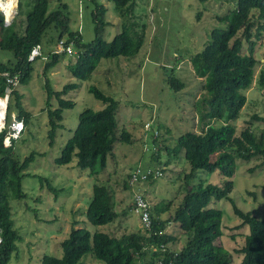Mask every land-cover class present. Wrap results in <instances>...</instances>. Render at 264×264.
Here are the masks:
<instances>
[{"label":"rangeland","instance_id":"obj_1","mask_svg":"<svg viewBox=\"0 0 264 264\" xmlns=\"http://www.w3.org/2000/svg\"><path fill=\"white\" fill-rule=\"evenodd\" d=\"M96 1L106 7L105 19L108 24L104 39L109 41L116 33L126 30L141 47L131 58L119 56L101 59L91 77L79 81L69 69L74 58L68 54L59 53L61 55L57 64L44 76L40 74L45 58L59 52L58 32L54 26H50L43 34L39 55L34 57L36 60L33 62L30 80L27 84L17 85L18 91L23 95L22 105L29 113V121L20 138L14 141V154L20 160L31 152L37 154L23 171L21 187L26 194L25 198L10 200L13 227L19 231L22 240L17 242V250L7 264H40L44 254L60 257V242L67 236L73 221H79L76 226L85 227L91 232L98 230L113 236L139 230L143 232L139 217L131 209L124 214V210L132 204L136 190H142L152 204L171 201L170 208L163 214V217H168L188 188L223 182L224 178L219 171H196L192 178L184 180L185 174L189 172L188 163L181 158L182 153L176 158L170 156L166 147L172 148L176 138L182 133L200 131L202 128L197 122V110L194 106L201 96L202 79L195 76L189 58L203 48L212 28L223 27V22H218L216 17L228 14L234 8L235 1L129 0L124 6L116 5L113 0ZM19 2L23 13L19 14L16 10L13 20L22 31L25 26V11L30 7L31 0ZM59 3L67 4L70 31H79L83 42L91 41L94 37L91 14L93 2L50 0L48 11L56 9ZM254 29L253 27L252 40L255 44L252 53L257 64L251 87L244 91L247 102L239 117L232 122L237 133L248 126V123L252 124V130L258 134L264 129V124L252 119L253 114L264 116V94L256 81L260 71L264 70V32L257 38L254 36ZM238 36L243 43L241 52H248L249 44L242 36V30L238 32ZM12 59L11 52L0 50V61ZM171 74L184 83L183 88L174 90L167 85L166 80ZM7 75L9 74L6 73L5 76ZM45 82L49 83L53 91L60 90L68 83L78 84L76 89L63 96L73 101V107L63 110L60 122L62 127L57 129L51 146L47 138L49 127ZM90 85L118 101L115 116L117 132L124 128L131 134L129 144L114 142L113 154L108 157L107 166L98 176H90L88 169L78 168L74 164L75 158L65 165H57L53 161L77 125L79 113L85 108L98 110L103 107L102 102L88 91ZM56 101L52 96L49 99L50 106L55 107ZM13 109L10 98L8 118ZM146 123L150 124L151 130L144 129ZM221 123L214 121L215 125ZM155 129L159 131L157 136L152 132ZM156 152L159 161L152 159ZM168 160L170 162L166 165ZM136 167L143 170L163 167V171L152 182L124 187L130 171ZM41 177L50 182L54 191L47 188ZM232 180L234 186L229 197L212 200L206 212L212 210L221 217L223 235L220 241L229 250L231 264H234L241 260L242 256L236 250L243 245L248 226L238 227L241 220L233 212L232 201L239 209L260 219L264 218V164L260 165L258 157L250 160L236 159ZM95 184L108 188L112 206L118 213L114 221L106 225H91L85 218V210ZM165 231L178 237V244L172 246L174 249H179L188 237L185 232L180 233L171 222L165 227ZM81 262L104 264L91 253L84 255ZM138 264L148 263L141 260Z\"/></svg>","mask_w":264,"mask_h":264},{"label":"trees","instance_id":"obj_2","mask_svg":"<svg viewBox=\"0 0 264 264\" xmlns=\"http://www.w3.org/2000/svg\"><path fill=\"white\" fill-rule=\"evenodd\" d=\"M49 1L31 0L30 7L25 11V26L22 31L16 27L14 20L4 26L0 13V50L9 51L13 55L12 60L0 61V96H4L6 87L10 86L5 73L18 76V85L28 83L33 72V62L38 55L32 59L29 57L33 48L40 45L43 34L50 26L57 30V40L63 39L65 45L72 44L77 51V54L72 56L74 60L69 69L79 81L88 80L103 58L122 56L127 59L138 53L140 43L126 30L116 33L109 41L104 39L108 23L105 19L106 7L102 3L89 0L93 2L91 14L94 37L89 42H83L79 31L69 29L67 4L59 3L56 9L48 11ZM113 1L118 6H124L129 0ZM234 1L235 6L228 14L216 17L218 22H223V27L212 28L203 48L189 58L195 76L202 79L201 96L194 104L197 122L202 128L200 131L182 133L176 138L172 148L166 147L170 156L176 158L182 153L181 158L188 163L189 172L185 174L184 180L188 181L196 171H219L224 178L223 182L218 185L207 183L188 188L174 212L166 219L161 218V215L170 208L172 202L152 204L151 224L149 228H143V232L139 230L113 236L98 230L91 232L85 227L76 226L79 221H73L67 236L60 242L61 256L44 254L40 264H82V258L87 253H91L104 264H138L141 260L147 261L148 264H231L230 252L220 241L223 235L221 217L215 211L206 210L212 200L229 197L234 186L232 177L236 159L250 160L258 157L260 165L264 164V129L258 134L252 130V124L248 123V126L237 133L232 124L247 102L244 91L250 88L253 82L257 59L252 53L255 44L252 40V29L255 28L254 36L257 38L264 32V0ZM20 3L18 1L17 13L22 14ZM240 30L249 44V51L245 53L241 52L243 43L238 36ZM61 54L55 52L45 58L42 76L57 64ZM256 81L264 94V70L260 71ZM166 82L174 90L184 86V83L172 74ZM77 87V83H68L60 90L53 91L48 82L44 83L48 99L47 138L50 146L54 143L57 129L62 127L60 122L63 110L73 107V101L63 96ZM88 91L102 102L103 107L98 110L85 108L79 113L77 125L53 161L57 165H65L75 158L78 168L88 169L90 176H98L107 166L108 157L113 154L114 142L129 144L131 134L124 128L117 132L115 116L118 101L93 85L88 87ZM52 96L57 100L55 107H51L49 103ZM22 97L17 87H14L9 100L12 98L17 119H22L26 125L29 113L23 108ZM252 119L264 124L263 115L253 114ZM214 121L222 123L215 125ZM5 133V130L0 132V264L9 262L17 250V242L22 240L19 231L13 227L10 200L25 198L26 194L21 187L23 171L37 154L31 152L20 160L14 154L15 140L11 146H3ZM157 135L158 129L155 136ZM152 159L159 161L158 152ZM169 162L170 160L166 165ZM147 169L151 172L142 183L157 179L154 177L155 169ZM160 170L163 171V167ZM128 178L124 182L126 188L131 187ZM40 179L45 181L50 191H54L49 181L42 177ZM137 191L147 196L142 190ZM130 208L131 205L124 210V214H127ZM232 209L241 220L238 227L248 226L243 245L236 250L242 256L241 260L234 264H264V218L260 219L248 211L239 209L233 201ZM117 216L108 188L105 185H93L91 199L85 210L87 222L95 226L106 225ZM166 222L177 226L180 233L188 234L179 249L172 247L178 244L179 239L165 231ZM153 245L158 249L152 251Z\"/></svg>","mask_w":264,"mask_h":264},{"label":"built area","instance_id":"obj_3","mask_svg":"<svg viewBox=\"0 0 264 264\" xmlns=\"http://www.w3.org/2000/svg\"><path fill=\"white\" fill-rule=\"evenodd\" d=\"M4 1V0H3ZM14 2V1H13ZM13 4V3H12ZM16 4L17 0H15L14 6L10 7V9L7 8L6 4L2 6L1 0H0V11L4 15V24L8 25L11 22V19L13 15L15 14L16 10ZM7 10H9V14H7ZM58 50L59 51H65L69 55H76L77 52L72 49L71 45L65 46L64 40L60 39L58 41ZM38 54V46L33 48L31 52V59ZM6 74V73H5ZM7 83L10 85L6 87L5 89V96L3 99L5 100L4 108H2V105L0 104V130L3 128L7 127L8 128V135L5 136L3 139V145L4 146H9L11 144V139H16L20 133L23 130V121L17 119V115L14 112L10 113V120L9 123L7 124V116H6V104H7V98L11 92V90L14 87H17L19 84V78L18 76H6ZM144 129L146 130H151V126L149 123H146L144 126ZM153 134H157V130H153ZM151 172L150 169H140L139 167H136L129 173V178L128 182L131 186H135L139 183H142L144 179H146L147 175ZM161 176V170L160 169H155L154 170V177L158 178ZM133 197V202H132V213L137 215L140 219V222L142 224L143 228H149L151 224V202L148 200L147 196L143 195L142 192H135ZM152 251L157 250V246L153 245L151 246ZM163 249V247H161Z\"/></svg>","mask_w":264,"mask_h":264},{"label":"clouds","instance_id":"obj_4","mask_svg":"<svg viewBox=\"0 0 264 264\" xmlns=\"http://www.w3.org/2000/svg\"><path fill=\"white\" fill-rule=\"evenodd\" d=\"M7 3V1L6 0H1V4H2V6L4 5V4H6ZM8 14V13H7ZM63 40V39H62ZM59 41V40H58ZM69 45H71L72 46V44H69ZM65 46H67V45H65ZM35 48V47H34ZM72 49L73 50H75L74 48H73V46H72ZM76 51V50H75ZM60 52H65V51H59V52H57V53H60ZM77 52V51H76ZM67 54V53H66ZM37 55H39V48H38V54ZM69 55V54H68ZM36 56V55H35ZM70 56H73V55H70ZM74 57V56H73ZM34 58V57H33ZM6 93V92H5ZM10 95V94H9ZM4 96H5V94H4ZM4 96H0V98H3ZM8 100H9V96H8V98H7V104H6V116H7V124L9 123V120H10V113H9V118H8V109H7V106H8ZM12 112H14V111H12ZM15 113V112H14ZM19 120H22V119H19ZM23 121V120H22ZM24 128H25V124H24V122H23V130H22V132L24 131ZM3 130H5V135L3 136V139L5 138V136H7L8 135V128L7 127H5V128H3L2 130H0V132L1 131H3ZM21 132V133H22ZM21 133H20V135H21ZM20 135L16 138V139H18L19 137H20ZM16 139H11V144H12V141L13 140H16ZM3 142V141H2ZM11 144L9 145V146H11ZM4 146V145H3ZM9 146H4V147H9ZM149 200V199H148ZM150 201V200H149ZM151 205H152V203H151ZM131 207H132V204H131ZM167 217H163V219H166ZM170 222H166V225H165V227L169 224ZM157 233V232H156Z\"/></svg>","mask_w":264,"mask_h":264},{"label":"bare ground","instance_id":"obj_5","mask_svg":"<svg viewBox=\"0 0 264 264\" xmlns=\"http://www.w3.org/2000/svg\"><path fill=\"white\" fill-rule=\"evenodd\" d=\"M6 1H7L6 6H7L8 9H10L11 5H12V7L14 6L15 0H6ZM9 12L10 11L7 10L8 14H9ZM0 104L2 105V108H4L5 100L3 98H0Z\"/></svg>","mask_w":264,"mask_h":264},{"label":"crops","instance_id":"obj_6","mask_svg":"<svg viewBox=\"0 0 264 264\" xmlns=\"http://www.w3.org/2000/svg\"><path fill=\"white\" fill-rule=\"evenodd\" d=\"M18 1H19V0H17L16 10H17V7H18ZM16 10H15V14H16ZM0 13L2 14V17H3V24H4V15H3V13H2L1 11H0ZM15 14H14L13 17H12L11 22L13 21ZM11 22H10V23H11ZM10 23H9V24H10ZM9 24H8V25H9ZM4 26H7V25L4 24ZM37 46H38V48H39V45H37ZM37 46H36V47H37ZM15 113H16V112H15ZM75 160H76V159H75ZM74 164H75V162H74ZM150 202H151V201H150ZM130 209H131V208H130ZM130 209H129V211H130ZM163 214H164V213H163ZM163 214L161 215V218H163ZM107 233H108V232H107ZM108 234H109V233H108ZM110 235H111V234H110Z\"/></svg>","mask_w":264,"mask_h":264},{"label":"water","instance_id":"obj_7","mask_svg":"<svg viewBox=\"0 0 264 264\" xmlns=\"http://www.w3.org/2000/svg\"><path fill=\"white\" fill-rule=\"evenodd\" d=\"M41 69H42V67H41ZM40 74H41V72H40Z\"/></svg>","mask_w":264,"mask_h":264}]
</instances>
